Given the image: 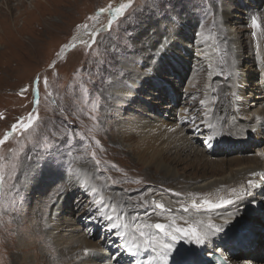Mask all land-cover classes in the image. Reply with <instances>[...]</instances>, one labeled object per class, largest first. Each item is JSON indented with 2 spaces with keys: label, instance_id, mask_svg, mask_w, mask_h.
<instances>
[{
  "label": "rangeland",
  "instance_id": "rangeland-1",
  "mask_svg": "<svg viewBox=\"0 0 264 264\" xmlns=\"http://www.w3.org/2000/svg\"><path fill=\"white\" fill-rule=\"evenodd\" d=\"M120 2L122 0H0V114L6 117L0 120V137L19 117L38 113L40 119L33 125L35 133H25L11 141L10 147L22 156L21 150L28 151L37 138L41 145H59L61 153H68L66 163L79 171L80 179L87 186L86 190L69 188L63 167L45 165L28 192L21 193V197L26 198L23 206L15 210L11 208L14 193L6 188V196L0 201V264H97L102 249H106V255L117 264L119 243L126 241L117 240L104 227V222L88 219L89 196L93 199L103 196L105 209L109 203L150 206L149 211L153 213L157 211L152 206L153 198L167 199V192L194 199L195 191L185 195V190H178L179 184L168 183L160 178L162 175L156 169L136 161L131 149L139 141H125L124 137L125 133H141L140 136L146 138L151 131L147 132L143 124H177L176 130L182 129L185 140L192 141L210 158L224 162L253 159L264 149V122L256 124L252 119L263 110L264 94L257 81L259 78L264 81L258 62V59L264 62V56H259L256 45L264 46V0H171L172 11L180 20L175 29L174 46L153 70L154 75L142 80L140 89L136 86L138 91L132 95V102L124 105L127 112L121 110V114L113 118L101 113L99 120L93 121L89 107L93 99L92 86L85 82L95 73L97 61L106 59L110 46L121 43L124 34L102 32L105 42L101 44L98 36L97 42L89 48L92 41L88 32L106 25L110 19L107 14L95 21L90 17L109 3L117 6ZM221 12L227 24V43L219 26ZM254 18L258 19L260 27L253 25ZM82 25L89 28L78 27ZM113 29H116L115 24ZM82 31L87 33L78 35ZM137 47L139 50L140 46ZM237 48L241 50L239 87L244 89L245 96L233 101L232 94L227 95L224 90L226 85L229 89L232 85L238 86V81L221 74L218 65L222 57L230 65L231 50ZM229 65L222 64L227 71L231 70ZM37 77L40 79L39 106L34 105L32 88ZM82 84L89 89L87 102ZM24 87L28 92L21 95ZM237 109H244L246 116L236 114ZM204 113H207V121H214L223 131L211 149L202 146L204 138L193 133L192 125L184 124V117ZM242 129L250 131L248 140L241 138ZM65 139L66 144L62 143ZM92 153L96 154L95 158ZM96 160H100L98 166ZM190 166L193 168L188 167L186 174L195 177L213 173L205 165L190 162ZM181 167L187 166L182 164ZM57 185L68 189L61 198L55 196ZM93 187L96 193L91 192ZM208 197V192H201L199 201ZM52 199L57 200V207L46 210ZM191 202L188 201L190 205ZM260 207L255 206L254 214L248 216L251 219L246 220L255 222L254 231L243 230L230 238L232 225L221 235L227 245L219 248L230 264H236L235 259L264 264V213L260 214ZM134 209L141 221L142 210ZM117 210L125 214L124 222L126 219L132 223L131 209L124 212L122 205ZM154 222L152 220L151 224ZM214 248L210 246L194 253L199 252L203 260H208L214 258L211 255ZM84 249L91 250L88 256L84 255ZM181 249L172 255L171 264H176ZM184 249L193 250L187 245ZM154 255L151 253L149 257ZM201 255L197 258L201 259ZM128 258L129 264H134L133 258H137L136 264H147L144 256ZM200 263L205 262L200 260Z\"/></svg>",
  "mask_w": 264,
  "mask_h": 264
},
{
  "label": "snow or ice",
  "instance_id": "snow-or-ice-1",
  "mask_svg": "<svg viewBox=\"0 0 264 264\" xmlns=\"http://www.w3.org/2000/svg\"><path fill=\"white\" fill-rule=\"evenodd\" d=\"M171 0H140L135 3V0H122L117 6L109 3L106 7L100 8L98 12L90 17L96 20L97 17L107 14L110 19L106 25L100 28H93L88 32L91 37L92 44L97 42V37H100V43L105 42V37L101 35L102 32H123L122 42L110 46L107 58L97 61L96 71L93 76H90L85 83L91 84V100L89 107L91 108V119L98 121L100 114H106L110 118L119 116L121 110L127 112L124 105L132 102V95L138 91L137 85L142 80L151 77L154 69H157L160 62L167 55L168 51L175 43V29L179 25L180 20L172 11ZM113 24L116 29H113ZM253 25L260 27L258 19H253ZM220 30L224 36V42H228L227 24L223 20V13L219 21ZM85 30L89 28L88 25H82ZM140 46L138 50L137 46ZM65 48L68 45L64 46ZM75 47V45H73ZM144 52L148 55L145 56ZM233 59L230 62L221 58V63L229 65L231 71L227 73L229 78L236 81L240 78V67L238 64L239 57L236 55V50L233 49ZM59 55V54H58ZM55 67V65H52ZM212 66L209 65V68ZM224 69L221 68V74ZM211 71L209 76H211ZM264 86V81L260 78L257 81ZM45 87L48 86L47 80L44 81ZM82 91L86 94L85 101L87 102V95L89 89L83 84L80 86ZM34 90L35 100L34 105L40 104V79L37 77L32 84ZM28 92V88H21L20 94L24 95ZM232 96H237V92H232ZM203 105L204 101H200ZM186 111H188L186 109ZM207 113L204 115L184 119L185 126L192 125L194 132H199L203 128L205 139L201 140V144L206 149H211L214 146V141L218 136L223 135L222 129L205 119ZM6 119L0 114V120ZM38 113H29L27 116L19 117L8 130H6L2 137H0V201H2L7 188L8 191L14 193L11 201V208L15 210L17 207L23 206L21 193H27L32 187L37 176L45 165L63 167L65 169V182L69 188H87L86 184L80 179L78 170L73 169L70 164L66 163L68 153H61L59 145L53 146L49 143L41 145L40 139L37 138L32 148L28 151H23L21 154L17 153L15 149L11 148V141L28 133L29 135L35 133L33 125L39 120ZM258 119V118H257ZM29 130H32L29 132ZM175 131L176 129H171ZM41 135H44L41 133ZM67 139L62 143H67ZM99 143V141H97ZM8 146V147H6ZM95 153H92L95 158ZM264 155V153H261ZM96 165L100 164V160L95 161ZM253 176L256 173H252ZM11 182V183H9ZM139 182V181H137ZM257 187L264 188V184L257 185L251 179L247 181V185L241 184L239 187L230 189L231 198L218 197L215 201L211 199H203L201 202L193 200L191 202V209L196 212L213 213L220 212V215L215 218H209L207 221L198 220L194 224H188L186 227H180L173 220L170 224L164 223H144L139 220V213L131 216L132 223L124 222V213L118 211L114 204H108L105 209V199L101 196L99 199H93L89 196V207L87 216L93 222L102 221L104 227L108 228L109 232L116 236L117 240L125 239V244L119 245L125 252L131 256L136 257L141 251L154 253V257H149V261L156 259L162 261L163 264H171L172 255L178 253V246L181 243L187 244L188 249H208L214 241L226 233L227 229L236 224L243 213L241 211V203L249 196L253 195ZM68 189H62L59 185L56 187L55 196L57 198L63 197V194ZM92 193H96L97 189L93 187ZM179 196V193H176ZM17 197H21L17 200ZM51 199V196H49ZM154 209L161 211L172 212L171 208H166L165 204L156 200L152 201ZM57 207V200L52 199L51 205H46V210L49 208L55 209ZM183 212L189 211L188 207L183 204L180 205ZM80 209H77L79 211ZM226 210L227 214L224 211ZM7 211V210H5ZM99 213V215H97ZM145 215L148 213L145 212ZM187 223V222H186ZM134 229V231H132ZM152 229L160 234L157 236ZM130 241V242H129ZM90 249H84V255L90 254ZM223 250L219 247L211 249V255L219 258L221 264H230V261L223 255ZM112 260V264L116 261Z\"/></svg>",
  "mask_w": 264,
  "mask_h": 264
},
{
  "label": "bare ground",
  "instance_id": "bare-ground-1",
  "mask_svg": "<svg viewBox=\"0 0 264 264\" xmlns=\"http://www.w3.org/2000/svg\"><path fill=\"white\" fill-rule=\"evenodd\" d=\"M86 33L87 32L82 31L78 35H83ZM263 48H264V46L262 47L260 44L257 43L256 49H258V51L260 52L259 56L262 58L264 56V49ZM231 51H233V50H231ZM236 55L239 57L238 62H240L241 61V50L239 51L238 48L236 50ZM258 62L262 67L261 68L262 69L261 78L264 79V62H261L260 59H258ZM218 66H219V70L221 68L224 69L223 74L225 76L227 75L228 72L231 71V70L227 71L226 70L227 67L222 66L221 63H219ZM152 75H154V72ZM159 75H161V72L159 73ZM240 75L242 76L241 72H240ZM241 76L239 78L240 80H241ZM240 80H238V82L235 81V82H237L238 86L234 87L232 85V89H229L226 85L224 93L227 95L231 94L232 92L239 93L238 88H240L239 87V84L241 83ZM233 83H234V80H232V84ZM140 86H141L140 84L137 85V87L139 89H140ZM229 87H230V85H229ZM259 88L261 89L262 94H264V86L259 87ZM240 92L241 93L239 95H237L235 97L233 96V101L235 99H237V97H240L242 99L244 98V96H245L244 89L240 88ZM262 104H263L262 112L260 111V113L258 114L257 117L252 118L253 122L256 124L259 122H264V100L262 101ZM237 110L238 111H236L237 112L236 114L240 115L241 117L246 116V112L244 109H242V110L237 109ZM184 118L186 119V117H184ZM188 118H192V117H188ZM219 118H221V116ZM177 120H178L177 122L179 123L180 119H177ZM208 121L215 124L217 126V128L221 129L214 121H211V120H208ZM143 125H144L145 130L147 132L151 131V133L148 136H146V138H142L140 136L141 133L139 135L132 134V133L131 134L125 133V137H124L125 141H130V142L133 141L134 142L136 139L139 141L137 143V146H135L133 149H131V152L136 156V158H135L136 161L141 163V164L147 165L148 168L156 169V171L160 175H162L160 178L161 179L163 178L168 183L179 184L180 187L178 186V188H179L178 190L179 191L185 190L187 192V193H184L185 195H190V191H195V193H196L194 199H191L190 197H188V198L177 197L176 194H172V193H168V192H167V199L165 197H161V196L154 197L153 200L161 202V203L165 204L166 208H171L173 210V212H171L169 214L167 213V211H161L158 209L156 212L154 211L155 213H153V212L149 211L151 209V208H149L150 206L134 207V206H129V205L124 206V204H120V205L116 206V208H118L119 206L123 205V211L124 212L131 209L132 215L134 214L133 211L134 210L136 211V209H134V208H137V210H142L141 213L143 215L141 217V221L144 223H151V221L154 220L155 221L154 223L170 224L174 220L176 223H178V226L186 227V226H188V224H194L198 220L207 221L210 217L215 218L216 216L220 215V212H213V213L199 212L198 213L195 210L191 209V205L188 203V201L190 202V201L196 200L199 203L200 202L199 197L201 195V192H208L209 193L208 199H211L214 201L218 197L231 198V194H230L231 188L239 187L241 184L247 185V181L249 179L255 181L258 185V182L262 181L264 179V155H261V153H264V149L261 150L259 152V155L253 159L236 158V159H231L228 162H224V160H220L217 158H210L209 156H207L203 152L204 150H200L199 148H197L196 145L193 144L192 141L185 140L184 135L182 134V132H183L182 129L172 131L171 129H173V128L178 129V127L176 126L177 124L161 123V124H154V125H152V124H143ZM234 128H236V127H234ZM242 128H244V127H242ZM204 131L205 130L203 128H201L199 132L193 131V133L197 137H203L205 139V135L203 134ZM238 132H240V130ZM248 134H250V131H248V130L244 131V129H242L241 138L243 140H248L249 139ZM216 141H214V143ZM162 144H164L163 147L159 148V145H162ZM190 162H191V164L193 163L196 165H201V166L205 165L207 167H210L212 169L213 173H209V172L204 173L202 176H198V177L197 176L195 177V176L190 175L188 173L186 174L187 168L192 167V166H190ZM182 164H185V166H187V167H185V168L181 167ZM252 173H256V175L253 176ZM98 175H99V173H98ZM90 180H89V182H90ZM251 191L253 192V195L247 197L245 199V201H243L240 205L241 210H243L242 211L243 215H242V217L239 218L238 222L236 224H234L233 228L231 229L230 238H232V235H234V233L237 234L240 231L243 232V230H248V231H251V230L254 231L255 230V228H254L255 226H253L255 222L252 221L249 223V221L248 222L246 221L247 219H251L248 216H251L254 214V213H252V211L255 208V206H257V207L261 206L260 207V214L264 213V188L260 187V188H256V189L251 190ZM255 192H260V193L255 194ZM181 204L188 207L189 211L187 213L183 212V210L180 207ZM221 211H224L225 214H227L226 210H221ZM145 212H147L148 214L145 215L144 214ZM125 221H126V223H129L126 219H125ZM150 231L155 233L157 236H160V235H158L159 233L156 232L155 229H152ZM227 231H228V229H227ZM229 242H231V241H229ZM70 243H72V242H70ZM121 244H125V243H121ZM121 244L119 243V245H121ZM186 245L187 244L181 243L178 246V252L181 248L182 249H181V255L180 256L177 255L176 264H201L200 260H201V262L206 263V260H203L204 257L199 252L194 253L198 249H193L192 252H188L186 249H184V247ZM223 245L226 246L227 244L225 242V239L220 236L219 238H217L214 241V243L211 246H214L215 248H217V247H220ZM205 250H207V249H205ZM101 251H102V253H101V256L99 257V260L97 261V264H112V261L109 260L110 257H108L105 253L106 249H102ZM144 253H148V256ZM150 254H151V252L149 253V252L141 251L139 254V257L144 256V259H145L144 262H147V264H153V262L155 264H163L162 261H159L156 259L149 261L148 258H149ZM173 255H175V254H173ZM197 255L199 256V258L201 255V259H198ZM116 256H117V258H116L117 264H119V263L129 264V258L128 257L131 255L128 254L127 252H125L122 247L120 248V251L118 253H116ZM133 259H134L133 263L136 264L137 258H133ZM235 261H236V264H254L250 261H245L243 259H235ZM91 264H94V263H91Z\"/></svg>",
  "mask_w": 264,
  "mask_h": 264
}]
</instances>
